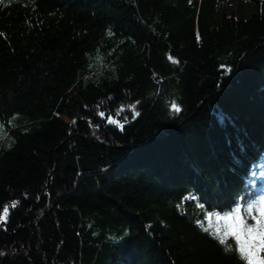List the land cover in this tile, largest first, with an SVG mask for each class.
<instances>
[{"label":"trees","instance_id":"16d2710c","mask_svg":"<svg viewBox=\"0 0 264 264\" xmlns=\"http://www.w3.org/2000/svg\"><path fill=\"white\" fill-rule=\"evenodd\" d=\"M0 33V264H245L213 232L264 188V0H4Z\"/></svg>","mask_w":264,"mask_h":264},{"label":"snow or ice","instance_id":"6c2138e0","mask_svg":"<svg viewBox=\"0 0 264 264\" xmlns=\"http://www.w3.org/2000/svg\"><path fill=\"white\" fill-rule=\"evenodd\" d=\"M4 0H0L3 4ZM111 34V33H110ZM3 35V33H0ZM172 59V57H169ZM174 63L178 61L173 60ZM231 71V69H227ZM170 107L173 112L179 113L182 111L181 107L175 102L171 101ZM135 111V105L132 106ZM101 116L104 114L101 113ZM139 115V112H136ZM110 123H118L116 121H109ZM11 123V121L9 122ZM121 129L123 125H120ZM4 125L0 124V138H3ZM195 199V197H190ZM242 204L236 206L233 211H229L226 215L217 214L216 219L221 222L220 227H217L213 235L218 239L220 245H224L225 252L238 253V260L245 262V264H264V196H260L258 200L247 201L241 197ZM19 202H13L12 208H15ZM246 206L247 214L245 215L243 209ZM9 216V207H3V214L0 216V223H6ZM209 214V220H211ZM249 221H252L251 223ZM208 231V229H205ZM229 238H234L235 249L229 246Z\"/></svg>","mask_w":264,"mask_h":264},{"label":"rangeland","instance_id":"374dc122","mask_svg":"<svg viewBox=\"0 0 264 264\" xmlns=\"http://www.w3.org/2000/svg\"><path fill=\"white\" fill-rule=\"evenodd\" d=\"M0 124H1V123H0ZM3 131H4V133H6V130H5V129H4ZM3 136H4V135H3Z\"/></svg>","mask_w":264,"mask_h":264}]
</instances>
